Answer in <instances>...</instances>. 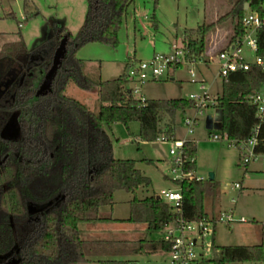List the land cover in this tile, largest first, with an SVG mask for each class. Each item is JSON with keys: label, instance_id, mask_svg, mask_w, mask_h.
<instances>
[{"label": "trees", "instance_id": "obj_1", "mask_svg": "<svg viewBox=\"0 0 264 264\" xmlns=\"http://www.w3.org/2000/svg\"><path fill=\"white\" fill-rule=\"evenodd\" d=\"M86 1V13L76 33L59 25L48 59L39 65L31 63L28 56L20 58L29 54L22 36L5 41L0 48V82L8 70L6 66L17 63L15 78L0 92V127L11 115L17 130L15 137L0 132V264L13 259L19 264H76L88 261L92 255L101 256L99 264H129L130 260L123 256L165 252L168 248L162 239L149 238L147 233L160 230L173 218L171 206L154 192L138 195V189H147L151 179L134 159L114 157L104 125L118 121L128 128L129 122L136 120L139 122L136 136L141 140H154L161 132L174 135L173 124L164 130L159 127L160 110L174 119L176 112L193 107L194 100L146 98L140 103L129 91L125 72L111 79H93L85 74V60L76 55L78 48L90 41L115 46L133 0ZM152 1L155 8L158 0ZM245 2L251 9L260 10L263 0H236L218 18L219 21L232 17L233 33L229 40L243 33L241 16ZM27 7L25 1L24 9ZM32 14L28 12L25 19ZM152 24L156 25V20L152 19ZM213 25V22L202 23L184 29L182 43L188 56L205 52L206 35ZM64 36L66 50L50 89L37 93L54 50ZM257 53L264 56V25L257 29ZM70 82L97 91L100 99L97 111L65 93ZM262 82L264 70L258 64L230 71L221 77L222 88L215 96V108L219 110L220 133L229 139H245L258 124L254 148L264 154V120L255 115V104L247 99ZM9 94L12 98L5 101ZM183 148L186 155L195 157L186 168L195 169V142L187 139ZM146 161L152 162L148 158ZM168 180L171 184L180 183L185 217L210 215L206 200L214 204L219 198L217 179ZM118 189L132 193L130 213L124 219L99 211L102 205L112 203ZM114 220L142 222L144 234L133 240L88 239L81 235V223ZM214 233L215 230L213 253L205 259L206 264L264 259V222L260 241L256 243L219 244Z\"/></svg>", "mask_w": 264, "mask_h": 264}, {"label": "rangeland", "instance_id": "obj_2", "mask_svg": "<svg viewBox=\"0 0 264 264\" xmlns=\"http://www.w3.org/2000/svg\"><path fill=\"white\" fill-rule=\"evenodd\" d=\"M27 1V10L24 3ZM236 0H158L153 7L152 0H133L127 10L126 16L118 31V43L112 46L99 41H90L80 46L76 55L85 60L84 73L93 79H111L125 72L131 61L146 60L154 53H166L171 51L172 43H182L183 32L186 27H196L198 24L213 22V27L206 37L208 44L213 43L209 49L216 55L218 49L224 47L233 33L234 21L232 17L219 20ZM87 9L86 0H0V48L5 41L16 40L22 36L29 49L28 55H21V59L29 58L31 63L40 64L48 59L53 44L57 39L59 25L66 26L73 34L76 33L82 23ZM28 12L33 13L25 20ZM156 20V25L152 24ZM19 21L22 25L19 26ZM205 53V52H204ZM202 53L203 55H205ZM244 54L249 60L254 59L253 52L247 47ZM216 57V56H215ZM206 60V61H205ZM208 67L207 59L195 65L197 78L202 74L206 76L204 83L210 99L214 100L221 89V76L217 75V60ZM11 65V66H10ZM17 63L6 66L8 69L1 81L0 92L8 82L15 78ZM36 66V65H35ZM188 65L176 67L175 78H163L161 80H147L143 83L141 91L145 97L175 98L185 97L192 92H200V82L192 81L187 71ZM21 78V77H20ZM65 93L84 102L91 110L97 111L100 99L95 89L88 90L78 87L70 82L65 88ZM12 94L5 97L9 101ZM213 104L206 106V113L200 115L191 132L183 122L185 113H192L193 108H187L183 112H176L173 119L166 111L160 110L159 127L164 130L176 120L177 135L195 138L196 166L195 173L209 177L210 171L219 181L220 195L215 202V207L206 200V209L209 212L217 210H232L235 217L244 216L245 221H234L232 224L220 222L216 225L215 241L219 244H250L260 241L261 223L264 222V166L261 164V156L251 160L247 165L241 163V153L231 144L224 135L212 138L211 132L220 133V120L217 108ZM211 114V121L207 115ZM111 141L112 154L117 158H132L136 165L147 176L151 183L148 188L138 189V195L158 194L161 189L172 187L168 180L171 175L168 169V149L170 141L163 142L157 139L142 141L137 138L139 122L130 121L128 128L121 122H112L104 125ZM0 132L6 137H15L17 130L10 115L0 127ZM163 133V132H161ZM152 162H147L146 159ZM168 177V178H167ZM235 182L240 187L234 186ZM242 186V187H241ZM132 193L118 189L113 194L112 204L102 205L101 214L113 216H126L129 210V199ZM233 198L234 202L231 200ZM112 205V210L111 206ZM219 212V211H218ZM218 214V213H217ZM216 214V216H217ZM213 215V214H212ZM96 223L84 222L80 224L81 235L84 238H111V239H137L144 234L143 231L135 232L131 225L140 226L141 222H128L117 220L107 224L98 223L106 229L98 234L85 231V227ZM149 238L157 239L160 231L148 232ZM211 239V236L207 239ZM212 250L207 251V256L212 255ZM120 257V256H117ZM122 257V256H121ZM122 258L129 259L136 264H168L165 252L130 253ZM90 261L78 264H98L95 256H90ZM227 264H264L262 260L231 261Z\"/></svg>", "mask_w": 264, "mask_h": 264}, {"label": "built area", "instance_id": "obj_3", "mask_svg": "<svg viewBox=\"0 0 264 264\" xmlns=\"http://www.w3.org/2000/svg\"><path fill=\"white\" fill-rule=\"evenodd\" d=\"M21 20H25L23 15ZM243 25V33L233 40H229L227 44L218 49L216 59L218 63L217 75L224 76L230 71L237 69H248L251 63L258 64L264 70V56L257 53V29L264 25V0L261 9H251L247 7L241 16ZM19 26L22 21H19ZM172 49L166 53H154L151 58L137 62L131 61L126 67L125 73L128 78V87L130 93L144 103L146 98L141 91L143 83L147 80H158L168 78L169 71L182 65H188L187 71L190 80L200 82V92H192L188 98L194 100L193 112L183 115V122L187 126V131L191 132L193 127L200 119L201 114L206 113V106L213 104L215 107V99L209 97V92L205 88L204 79L197 78L195 65L204 61L203 54L187 55L183 45L172 43ZM249 48L253 52L254 59L249 60L244 54L245 48ZM249 102L255 104V115L264 120V82L259 88L247 95ZM258 124H255L250 134L242 140L229 139V142L235 145L241 153V163L248 164L251 160L261 156V164L264 166V154L255 151L257 143ZM221 133L211 132L212 138H219ZM157 140L167 142L171 145L168 149V169L171 173L170 179L181 182L190 179H203V175L195 173L193 168H186L188 162L195 160L194 156H188L183 148V143L187 140V136L183 138L175 137L166 132L160 133ZM234 186L240 187L239 182H235ZM158 195L165 200L173 211V218L164 223L159 230L160 236L168 248L165 251L168 264H206L205 259L208 258L207 251L212 250V235L216 229V225L220 222L232 224L234 221H245L244 216L235 217L234 212L230 210H222L217 216L208 215L200 218H187L183 215V196L180 183L173 184L172 187L161 189ZM211 236V239H207Z\"/></svg>", "mask_w": 264, "mask_h": 264}, {"label": "crops", "instance_id": "obj_4", "mask_svg": "<svg viewBox=\"0 0 264 264\" xmlns=\"http://www.w3.org/2000/svg\"><path fill=\"white\" fill-rule=\"evenodd\" d=\"M249 7V6H248ZM206 39H207V37H206ZM208 39H207V46H206V50H205V55H203L204 56V59H207V62H208V67H210L211 66V64L215 61L214 59H216V57H215V55L210 51V53H209V49H211V47H213V43H210V44H208ZM217 60V59H216ZM206 61V60H205ZM174 70L175 69H171L170 71H169V76H171L170 78L171 79H174L175 77V74H174ZM203 79H204V83H205V81H206V76L204 75V74H202V76H201ZM163 79V78H162ZM158 80H161V79H158ZM221 88H222V84H221ZM207 89V88H206ZM208 91V90H207ZM220 91H221V89L217 92V94L218 93H220ZM209 92V91H208ZM209 93H211V92H209ZM216 94V95H217ZM189 96V95H188ZM188 96H185V97H187L188 98ZM147 98H155V97H150V96H147ZM212 111H213V108L211 109V111H210V113H212ZM179 112V111H178ZM173 128H174V136L175 137H178V135H177V129H176V120H175V123L173 124ZM138 133V132H137ZM189 140H192V141H194L195 142V138H193V137H187ZM142 141H146V140H142ZM196 159H197V156H196ZM241 161V160H240ZM247 165V164H246ZM242 187V186H241ZM221 191V190H220ZM221 194H222V191H221ZM130 200V199H129ZM233 202H234V200H233V198L231 199ZM113 202V201H112ZM112 204V203H111ZM113 205V204H112ZM112 205H110L111 206V210H112ZM215 207V203L213 204V208ZM99 211H100V209H99ZM209 211V210H208ZM220 212V210H217V212H215V211H212V212H209L210 213V215H216L217 213H219ZM101 213V212H100ZM129 213H130V203H129V210H128V214L126 215V216H123V217H120V216H113L112 214H104V215H110L111 217H113V218H119V219H124V218H126V217H128V215H129ZM114 221H117V220H114ZM114 221H97V222H89V223H96V225L94 224V225H89V226H87V227H85L84 229H85V231L87 232V233H91V234H98V233H100V232H102V230H104V229H106V227H105V225H102V227H100L99 225H98V223H101V224H103V223H105V224H107V223H111V222H114ZM125 221H128V222H134V221H129V220H125ZM131 227V229L132 230H135V232H139L140 230L141 231H143L144 232V230H145V224L144 223H142L141 222V225L140 226H135V225H131L130 226ZM80 229H81V227H80ZM100 231V232H99ZM105 231H107V229L105 230ZM98 238H101V237H98ZM88 239H92V238H88ZM105 239H111V238H105ZM116 239H118V238H116ZM93 257L95 256V258H97L96 260L98 261V264H99V258H101V256H98V255H92ZM91 259H90V257H89V259H88V261H90ZM85 262H87V261H85ZM1 264H19V262L16 260V259H13V260H11V261H7V262H4V263H1ZM76 264H78V263H76Z\"/></svg>", "mask_w": 264, "mask_h": 264}, {"label": "water", "instance_id": "obj_5", "mask_svg": "<svg viewBox=\"0 0 264 264\" xmlns=\"http://www.w3.org/2000/svg\"><path fill=\"white\" fill-rule=\"evenodd\" d=\"M247 7H248V2H245L244 8L246 9ZM65 42H66V37L64 36L60 39L58 45L56 46V48L54 50L51 65L47 69V71L45 72L43 79L37 88V91H36L37 93H44L48 89H50L51 81L55 75L58 64L61 62V58L63 57L65 50H66ZM218 112H219V110H218ZM206 118L208 121H211V119H212L211 114L209 113ZM208 176H209V178H213L214 177L213 172L210 171ZM129 264H136V263L131 261V262H129Z\"/></svg>", "mask_w": 264, "mask_h": 264}]
</instances>
